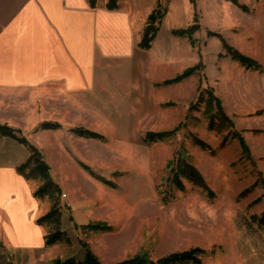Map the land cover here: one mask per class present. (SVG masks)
I'll list each match as a JSON object with an SVG mask.
<instances>
[{
    "label": "rangeland",
    "instance_id": "rangeland-1",
    "mask_svg": "<svg viewBox=\"0 0 264 264\" xmlns=\"http://www.w3.org/2000/svg\"><path fill=\"white\" fill-rule=\"evenodd\" d=\"M149 3L136 2L130 52L103 55L94 43L90 84L0 88V124L27 137L60 187L38 197L43 181L23 174L42 203L39 218L58 204L70 240L16 249L0 231V264L82 259L80 241L104 264L193 247L204 250L200 264H264V222L256 221L264 213V0H154L157 32L142 48ZM78 127L100 137L80 136ZM176 153L172 167L193 165L201 183L173 179L167 165ZM30 154L0 135V165L17 169ZM97 222L110 229L83 228ZM44 226V236L55 229Z\"/></svg>",
    "mask_w": 264,
    "mask_h": 264
},
{
    "label": "crops",
    "instance_id": "crops-1",
    "mask_svg": "<svg viewBox=\"0 0 264 264\" xmlns=\"http://www.w3.org/2000/svg\"><path fill=\"white\" fill-rule=\"evenodd\" d=\"M137 1L0 0V88L49 79L69 87L90 84L94 43L103 55L130 52ZM41 209L18 168L0 165V231L12 248L45 243V226L37 221Z\"/></svg>",
    "mask_w": 264,
    "mask_h": 264
},
{
    "label": "trees",
    "instance_id": "trees-1",
    "mask_svg": "<svg viewBox=\"0 0 264 264\" xmlns=\"http://www.w3.org/2000/svg\"><path fill=\"white\" fill-rule=\"evenodd\" d=\"M93 1V0H92ZM156 21V12L153 11L150 13L148 17V25L145 28L144 37L140 42V46L142 48H149L151 40L155 37L157 28L155 26ZM190 29H194L191 27ZM189 30H186L181 33H188ZM175 33H180L176 31ZM237 58L242 61L248 63V65H256L255 60L248 58L242 54L236 53ZM196 69V66L190 67L185 69L181 74L177 75L172 79L166 80L164 83H174L181 81L185 77H188L193 73ZM57 124H53L50 122H46L43 125V128H55ZM178 128L174 129L173 131H149L145 135V140L154 142L159 139H163L168 137V135L173 134ZM74 131L84 137H100V135L92 130L86 128H74ZM21 131L18 129H14L7 124H0V135L4 137H10L15 139L19 143L28 145L31 151L30 157L27 159L26 162L21 164L18 167L20 173L24 174L28 179L30 178H40L43 181V184L35 191V195L38 197L43 196H50L53 197L57 192H60L59 185L52 179L50 174V166L44 160L41 155V152L30 143L27 137L20 135ZM177 153L174 154V157L168 162L167 167L171 169L174 162H176ZM178 164V162L176 163ZM32 165L31 171L27 172V169ZM179 166L177 168L172 167V172L174 171L173 179L177 180L180 185H183L181 180V175L187 176L190 180L194 181L195 183L202 182V176L198 173L196 168L193 165H187L186 170H179ZM185 171V172H184ZM61 216L62 211L59 208L58 204H54L52 208L41 216L37 221L41 225H48L54 226V231L48 233L45 236V244L46 246H52L56 243L65 241L69 242V237L66 234L65 230L61 229ZM255 219V218H254ZM259 223L264 222V213L262 214L261 218H257ZM86 230H94V231H105L109 230L110 226L104 222H97L91 223L83 226ZM80 245L85 251V255L82 259H77L73 256L66 257V258H56L50 262V264H104L100 258L92 251L89 247L88 243L85 241H80ZM204 253L199 247H193L186 250L181 251H174L164 256L158 257L153 259L148 252L138 253L131 257H127L120 261H117L113 264H200L202 261L201 255Z\"/></svg>",
    "mask_w": 264,
    "mask_h": 264
}]
</instances>
